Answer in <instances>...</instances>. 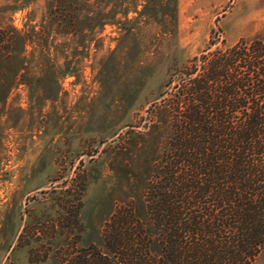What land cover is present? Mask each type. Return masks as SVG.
<instances>
[{
    "label": "rangeland",
    "instance_id": "rangeland-1",
    "mask_svg": "<svg viewBox=\"0 0 264 264\" xmlns=\"http://www.w3.org/2000/svg\"><path fill=\"white\" fill-rule=\"evenodd\" d=\"M0 29L30 32L10 55L0 48V264H59L63 234L18 236L57 216L76 172L77 246L103 247L105 219L130 200L152 231L143 193L164 137L163 112L150 107L213 34L227 44L263 34L264 0H0ZM42 242L48 256L32 261ZM252 264H264V247Z\"/></svg>",
    "mask_w": 264,
    "mask_h": 264
},
{
    "label": "trees",
    "instance_id": "trees-1",
    "mask_svg": "<svg viewBox=\"0 0 264 264\" xmlns=\"http://www.w3.org/2000/svg\"><path fill=\"white\" fill-rule=\"evenodd\" d=\"M29 34L0 29V48L10 55ZM165 87L150 107L163 112L164 137L143 193L152 231L130 200L105 219L103 247L77 246L84 176L76 172L57 216L26 224L19 245L61 233L59 264H252L264 247V33L231 44L213 34ZM50 248L42 242L29 257L44 260Z\"/></svg>",
    "mask_w": 264,
    "mask_h": 264
}]
</instances>
